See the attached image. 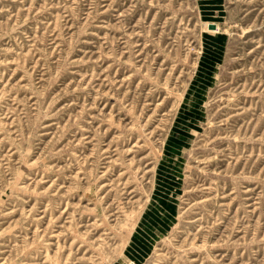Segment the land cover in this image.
I'll return each mask as SVG.
<instances>
[{"label":"rangeland","instance_id":"obj_1","mask_svg":"<svg viewBox=\"0 0 264 264\" xmlns=\"http://www.w3.org/2000/svg\"><path fill=\"white\" fill-rule=\"evenodd\" d=\"M0 264H264V0H0Z\"/></svg>","mask_w":264,"mask_h":264},{"label":"water","instance_id":"obj_2","mask_svg":"<svg viewBox=\"0 0 264 264\" xmlns=\"http://www.w3.org/2000/svg\"><path fill=\"white\" fill-rule=\"evenodd\" d=\"M208 29L212 31V30L215 29V26H214V25H209V26H208Z\"/></svg>","mask_w":264,"mask_h":264}]
</instances>
